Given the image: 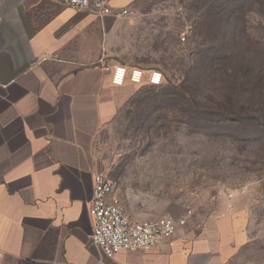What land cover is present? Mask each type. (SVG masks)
<instances>
[{
	"label": "crops",
	"instance_id": "obj_1",
	"mask_svg": "<svg viewBox=\"0 0 264 264\" xmlns=\"http://www.w3.org/2000/svg\"><path fill=\"white\" fill-rule=\"evenodd\" d=\"M132 2L99 17L0 0V264H234L248 243L229 206L147 253L108 258L92 242V145L137 87L103 64Z\"/></svg>",
	"mask_w": 264,
	"mask_h": 264
},
{
	"label": "rangeland",
	"instance_id": "obj_2",
	"mask_svg": "<svg viewBox=\"0 0 264 264\" xmlns=\"http://www.w3.org/2000/svg\"><path fill=\"white\" fill-rule=\"evenodd\" d=\"M210 1L133 0L127 8L132 15L119 28L103 64L158 70L166 78L163 86H169L181 76L179 61L191 66L196 48L216 41L220 55L200 63L206 76L198 83L199 89L209 85L211 92L197 100L220 101L222 84H243L257 74L255 89L250 84L239 90L242 100L253 97L257 103L252 113L257 122L227 121L198 111L182 118L174 106L159 113L162 119L155 123L140 100L164 87L138 85L95 138L91 162L112 182L123 209L135 220H176L192 209L189 224L198 226L219 207H231L244 217L249 238L234 264H264V3L244 0L239 8L237 0H224L229 22L211 20L220 33L202 41L197 32L202 21L208 22L204 16L211 13ZM225 70L235 71V78L219 84Z\"/></svg>",
	"mask_w": 264,
	"mask_h": 264
},
{
	"label": "built area",
	"instance_id": "obj_3",
	"mask_svg": "<svg viewBox=\"0 0 264 264\" xmlns=\"http://www.w3.org/2000/svg\"><path fill=\"white\" fill-rule=\"evenodd\" d=\"M61 4L77 10L105 17L111 14L110 0H58ZM132 12L123 8L116 16L130 17ZM185 41V37H181ZM112 74V83L122 85L126 82L135 86H158L163 75L158 70L143 71L128 69L124 66H105ZM214 200V198H213ZM89 215L93 221L92 242L102 255L112 258L121 252L147 253L162 244L172 245L180 228L185 227L194 218L192 209H187L179 219L168 217L135 220L130 218L122 207L114 186L106 176L95 171L93 193L89 205Z\"/></svg>",
	"mask_w": 264,
	"mask_h": 264
},
{
	"label": "trees",
	"instance_id": "obj_4",
	"mask_svg": "<svg viewBox=\"0 0 264 264\" xmlns=\"http://www.w3.org/2000/svg\"><path fill=\"white\" fill-rule=\"evenodd\" d=\"M260 1L261 3H264L262 0ZM235 3L239 8H242L244 7L243 5L245 4V1L237 0ZM224 5V0L210 1L208 7L209 9H211V13L209 12V14H205L204 16V18H206L208 22L205 23L204 21H202L201 26L197 32V36L199 38H202V41H205L209 37H213V39H215L214 36L220 33V30L215 29L214 26L213 28L210 26V24H212L211 20L214 19L215 21H218L220 23L229 22V19L227 17H229L230 12L226 10ZM221 15H223L224 18L220 17ZM201 45L202 44H199V46ZM221 50V46L216 41L206 46V48H196V53L194 54L195 58L194 60L192 59L193 64L191 66H185L182 60L179 61L178 69L181 71V76L177 78V83L175 81L174 84H171L169 86H163L166 78L161 72L163 75V81L160 86H163L164 89H162L159 93L145 95L140 100L141 103H145L148 115L153 118V122H159L160 119H162L161 117H159V113L164 110H170V107L174 106L180 109L179 111L181 112V114L179 116L182 118H190V116H188V114L186 113H196L198 111L199 113H202L201 115L205 116L213 115L214 113H216L222 116L227 121H237L241 123L247 122L251 124L257 122V117L255 116V114H252L256 113L253 109H256L257 111V108H254V104L257 105V103L252 100L253 97L242 100L239 93V90L243 89L244 87L248 88L250 84H252V88L255 89V86H257V74H255L254 77L245 80L243 84L237 85L236 83H229L228 85H226L222 84V82L225 81L223 78H235L236 72L225 70L223 71L224 74L221 77L222 80L219 82V84H222L219 88V91L222 94L221 97L219 96L221 100H213L208 102L210 100L209 99L207 103H202V100H200L202 102L197 100L199 98H203L206 100V96L208 97L209 93L211 92V89L207 84L202 86L201 89L203 90V92H201L202 90L198 88L199 81L201 83L202 78L206 76L204 73H202V65H200V63H202L203 61H208L209 59H215L220 55ZM228 89H230L231 92H227L226 90ZM200 92L201 94H199ZM232 96L234 98H231ZM263 113L264 112H262L261 114V120L264 119V117H262L264 116Z\"/></svg>",
	"mask_w": 264,
	"mask_h": 264
}]
</instances>
